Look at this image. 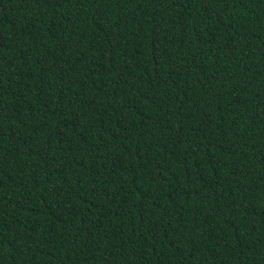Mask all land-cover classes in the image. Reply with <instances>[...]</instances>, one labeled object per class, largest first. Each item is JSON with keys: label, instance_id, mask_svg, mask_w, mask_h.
<instances>
[{"label": "trees", "instance_id": "trees-1", "mask_svg": "<svg viewBox=\"0 0 264 264\" xmlns=\"http://www.w3.org/2000/svg\"><path fill=\"white\" fill-rule=\"evenodd\" d=\"M0 264H264V0H0Z\"/></svg>", "mask_w": 264, "mask_h": 264}]
</instances>
